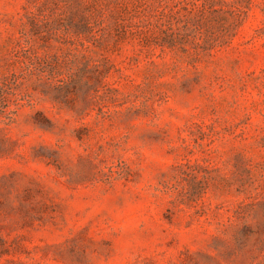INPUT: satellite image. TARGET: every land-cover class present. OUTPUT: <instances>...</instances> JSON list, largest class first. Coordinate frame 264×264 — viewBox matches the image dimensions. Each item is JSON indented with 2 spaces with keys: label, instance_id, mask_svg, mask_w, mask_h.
I'll return each mask as SVG.
<instances>
[{
  "label": "rangeland",
  "instance_id": "obj_1",
  "mask_svg": "<svg viewBox=\"0 0 264 264\" xmlns=\"http://www.w3.org/2000/svg\"><path fill=\"white\" fill-rule=\"evenodd\" d=\"M257 202L264 0H0V264H264Z\"/></svg>",
  "mask_w": 264,
  "mask_h": 264
},
{
  "label": "trees",
  "instance_id": "obj_2",
  "mask_svg": "<svg viewBox=\"0 0 264 264\" xmlns=\"http://www.w3.org/2000/svg\"><path fill=\"white\" fill-rule=\"evenodd\" d=\"M262 203L263 204H258V202L257 203H251L248 206L249 207H255V206H258V205H264V202H262ZM239 214L240 213H238L236 215H239ZM262 216L264 217V213H263ZM244 217L245 216L243 215L242 218H244ZM234 234H235V238H237L238 235L248 236V235H257L258 234L259 236H261V235L264 234V232H261L260 230L259 231H254L250 227L243 226L242 228L236 229L235 232H234Z\"/></svg>",
  "mask_w": 264,
  "mask_h": 264
}]
</instances>
